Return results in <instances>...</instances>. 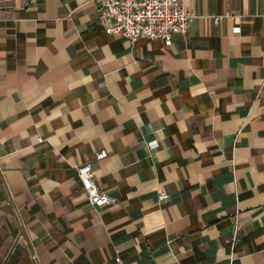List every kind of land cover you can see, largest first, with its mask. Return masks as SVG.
Listing matches in <instances>:
<instances>
[{
	"label": "crops",
	"instance_id": "obj_1",
	"mask_svg": "<svg viewBox=\"0 0 264 264\" xmlns=\"http://www.w3.org/2000/svg\"><path fill=\"white\" fill-rule=\"evenodd\" d=\"M183 5L130 46L97 0H0V264H264V0Z\"/></svg>",
	"mask_w": 264,
	"mask_h": 264
},
{
	"label": "built area",
	"instance_id": "obj_2",
	"mask_svg": "<svg viewBox=\"0 0 264 264\" xmlns=\"http://www.w3.org/2000/svg\"><path fill=\"white\" fill-rule=\"evenodd\" d=\"M99 23L106 34L120 36L133 46L138 40H162L166 46L172 44L175 36L186 35L194 15L188 12L183 0H97ZM223 17H213L217 24ZM39 139V142H42ZM150 148L155 143L148 144ZM106 152H99L96 160H102ZM83 187L88 204L92 207L115 206L117 200L108 196L95 184L92 166L89 163L74 167ZM166 198L162 191L158 201ZM235 232L230 238L233 245ZM170 244V241L167 242ZM119 262V259H116ZM174 264H180L175 260Z\"/></svg>",
	"mask_w": 264,
	"mask_h": 264
}]
</instances>
